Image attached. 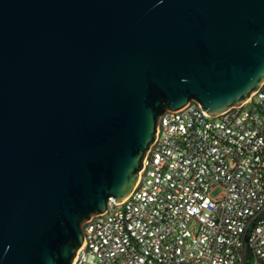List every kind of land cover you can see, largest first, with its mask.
I'll list each match as a JSON object with an SVG mask.
<instances>
[{
  "label": "water",
  "instance_id": "obj_1",
  "mask_svg": "<svg viewBox=\"0 0 264 264\" xmlns=\"http://www.w3.org/2000/svg\"><path fill=\"white\" fill-rule=\"evenodd\" d=\"M264 80V0H0V264H72L165 111Z\"/></svg>",
  "mask_w": 264,
  "mask_h": 264
},
{
  "label": "built area",
  "instance_id": "obj_2",
  "mask_svg": "<svg viewBox=\"0 0 264 264\" xmlns=\"http://www.w3.org/2000/svg\"><path fill=\"white\" fill-rule=\"evenodd\" d=\"M72 264H264V80L209 116H159L137 182L83 223Z\"/></svg>",
  "mask_w": 264,
  "mask_h": 264
}]
</instances>
